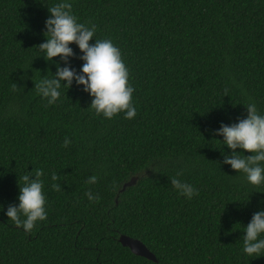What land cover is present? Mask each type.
Instances as JSON below:
<instances>
[{
	"label": "trees",
	"instance_id": "trees-1",
	"mask_svg": "<svg viewBox=\"0 0 264 264\" xmlns=\"http://www.w3.org/2000/svg\"><path fill=\"white\" fill-rule=\"evenodd\" d=\"M59 2L0 0V264H264L242 252L264 185L224 162L241 150L216 132L250 102L264 113V0H69L79 22L96 26L93 39L119 48L131 119L95 113L75 79L60 81L53 104L36 92L58 67L80 74L83 63L75 43L64 58L45 59L38 47ZM36 169L46 218L25 232L5 210L21 175L34 179ZM173 178L195 194H178ZM119 234L156 261L131 253Z\"/></svg>",
	"mask_w": 264,
	"mask_h": 264
},
{
	"label": "clouds",
	"instance_id": "clouds-1",
	"mask_svg": "<svg viewBox=\"0 0 264 264\" xmlns=\"http://www.w3.org/2000/svg\"><path fill=\"white\" fill-rule=\"evenodd\" d=\"M72 5L69 0H60L59 3L49 7V16L45 21L46 37L39 44V49L45 59L59 55L61 58L72 55L69 44L75 43L82 55L83 63L80 74H75L68 67L57 68L52 78L40 79L35 84L36 92L47 104H53L60 97V81L64 86L75 79L77 84L83 85L84 90L92 97L90 106L97 114L106 119L123 112L125 118L131 119L136 115L132 104L133 88L128 83V70L125 66L121 52L111 39H93L96 26L79 22L71 12ZM44 34V35H45ZM93 43L89 44V40ZM244 106V105H243ZM245 107V106H244ZM246 115L230 125H221L216 130L222 137V143L233 151L225 156L224 162L231 169L242 172L248 184L252 186L264 185V113L257 110L254 103L245 107ZM64 139V146L69 144ZM250 153L245 156L244 152ZM179 175V173L177 174ZM42 171L36 169L34 179L26 174L21 175L17 203L9 205L5 215L15 225L22 226L25 232H30L37 221L46 218L45 196L42 191L40 177ZM51 179L56 180L55 174ZM87 183L94 184L96 176H89ZM171 185L186 199L195 194L191 184L179 179H171ZM85 195L89 200L98 199L91 192ZM242 252L249 258H257L264 253V210L256 211L244 225L242 234Z\"/></svg>",
	"mask_w": 264,
	"mask_h": 264
},
{
	"label": "water",
	"instance_id": "water-1",
	"mask_svg": "<svg viewBox=\"0 0 264 264\" xmlns=\"http://www.w3.org/2000/svg\"><path fill=\"white\" fill-rule=\"evenodd\" d=\"M137 177L132 176L128 181H126L120 190H123L126 186L135 183ZM117 241L124 247H127L131 253L137 256L147 258L152 261H156L154 254L145 246V244L137 238L128 236L126 234H119Z\"/></svg>",
	"mask_w": 264,
	"mask_h": 264
}]
</instances>
